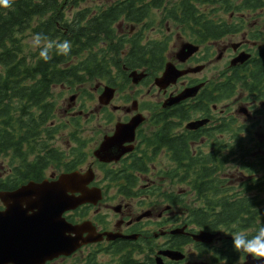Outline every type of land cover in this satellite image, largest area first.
Instances as JSON below:
<instances>
[{"label": "trees", "instance_id": "1", "mask_svg": "<svg viewBox=\"0 0 264 264\" xmlns=\"http://www.w3.org/2000/svg\"><path fill=\"white\" fill-rule=\"evenodd\" d=\"M89 1L95 0H15L11 9L0 8V156L9 157L14 171L5 181L0 178V189L16 187L26 178H38L50 164L58 165L64 158L58 148L49 147L45 140L60 127L54 125L53 87L64 84L72 88L93 78L114 86L119 79L128 80V72L133 69L144 68L149 75L147 80L162 70L168 39L142 41L143 29L150 26L148 21L156 11L161 12L163 19L178 24L179 32L188 39L205 44L236 30L232 27L236 24L229 23L222 14L231 9L244 15L264 10V0H239L240 3L236 0H114L90 6ZM214 3L219 5L213 6ZM120 20L144 24L134 36L125 38L116 33L114 26ZM35 33L53 41H71L70 54L57 55L53 50L52 59L45 63L39 59L40 49L33 50L26 43ZM121 50L125 54L123 59ZM221 82L203 90L199 101L190 105L191 113L199 111L206 115V103L220 102L239 87L248 89L255 99L264 100V47L243 64L232 67L229 76ZM153 114L151 120L158 129L147 140V147L155 155L166 149L175 165L162 170L163 174L171 181L185 183L197 203L190 206L183 203L182 198L188 192L162 194L164 200L182 204L184 221L192 226L221 230L229 235L239 230L255 234L264 224V153L257 151L256 157H248L255 145H248L252 133L247 126L237 124L233 116H224L217 123L215 120L195 130L171 135L174 125L165 112L155 110ZM173 114L185 118L188 112ZM240 132L250 134L246 142ZM191 140L200 142L194 153L188 144ZM259 146V150H264V145ZM85 156L83 152L76 165ZM148 158L145 152L141 157L133 156L129 166L109 169L105 176L119 184L122 191L129 190L134 176L146 172ZM231 158L247 174L239 189L229 187L220 177V171ZM73 161L63 163L64 168L73 169ZM230 247L234 255L232 243ZM117 250L118 247L114 249ZM223 259L226 258H220ZM124 264L137 263L127 260Z\"/></svg>", "mask_w": 264, "mask_h": 264}, {"label": "rangeland", "instance_id": "2", "mask_svg": "<svg viewBox=\"0 0 264 264\" xmlns=\"http://www.w3.org/2000/svg\"><path fill=\"white\" fill-rule=\"evenodd\" d=\"M113 1L114 0H95L94 2H87V5L90 6L94 3L103 5L105 3H111ZM235 2L240 3L239 0H236ZM218 5L219 4L214 3L213 6ZM155 13V16L150 21H148L151 23L150 26H147L145 29H143L142 41L143 43H146L148 41H165L168 39V49L165 53L164 61L174 62L171 60V55L174 50L178 48L180 43L186 40L188 42L194 41L188 39L181 31L179 32L180 26L178 24H174L169 20L163 19L161 12L159 11H156ZM222 15L223 17H225V19L229 21L241 22V13L236 11V9H231L227 13ZM242 15L243 26L240 31L234 34H229L224 38L217 40V42H206L204 46H200L198 54L201 55L205 53V46L208 47L211 54L208 58L199 59V62L191 61L188 63L190 64V66H194L197 64H201L203 66L200 71L192 72L190 74L187 73L185 75L187 76L186 80H188L190 84H194L190 82L193 78H208L211 81L220 77L221 73L227 69L228 63L230 62V59L235 53L232 50L231 44L233 42L245 40L243 36V30L248 31L247 37L250 36L249 32L254 31V29L256 28V24H253L252 22L253 20H258L259 24L257 25V28L261 27L264 24V17H260V14H257L255 11H253L251 15ZM143 24V22L139 24H134L131 22L120 20V22H117L114 26L117 29L116 33L118 35L125 38H131V36H134L136 32L139 31L140 27H143ZM260 34L264 35L263 30ZM31 38L32 37H28L27 41H30ZM247 43L251 45V42H249L248 40ZM257 43L258 47L264 46V37L262 36V39L258 40ZM28 46L31 47L29 43ZM223 46L226 47L222 49ZM111 54H113V52H111ZM124 55L125 54L123 50H121L120 57H122V59ZM101 84H107V81L101 80L99 78H93L85 81L82 85L74 86L72 88L65 86L64 84L53 87V94L51 99L55 103L54 125H59L60 127L56 129V134L53 135L51 138H48L47 136L45 138L49 147L58 148L63 153L64 158L62 159V163L69 162L73 159H68L69 156L73 157L77 155L78 159L75 160L76 162L73 163H78L82 153H87L86 157L82 158V163L79 165V167L85 170L87 168L88 163L92 161V168L96 175L95 180L100 179L104 171L102 168L99 167V163L90 155V152L101 140L104 134L111 132L113 124H115L117 120H122L125 114L123 109L114 110L108 104H106L107 106L99 105L98 95L102 87ZM150 84V80L132 83L130 79H119L118 83L114 85L116 87V94L110 99L111 104H116L120 106L129 105L132 99L136 98L139 103V111L147 117L149 115L148 111H151L155 108L158 109L160 107V101L164 97L163 94L158 93L156 87L151 86ZM95 85H98L99 87L95 88ZM72 95H74L73 98H71ZM247 95L250 94L242 91L241 87L237 88L236 93L228 96L227 99L222 100L217 104V106L213 110V115L220 116V111L225 109L230 112L228 116L235 117L237 124H240L242 122L250 123V121L252 120L259 121L261 125H259L256 129L252 130L253 142L251 143H257L260 141L262 142L264 140V100H255L254 95H252L251 98L254 99V101L256 102V109L261 110V113L258 114L256 117L251 118L249 117V113L247 111L246 113L237 111L239 105H245L244 97H246ZM145 105H149L151 109L147 110L145 108H142V106L145 107ZM210 106L211 104L209 105V107ZM81 107H83L82 110ZM184 122L185 121H182L181 126L175 127L173 129V133H182V131L184 130ZM141 129L144 135L153 134L154 131V127L151 125L150 122H144V124L141 125ZM240 135L241 137L245 136L244 140L246 142V136L250 134H244L240 132ZM199 143L200 142L198 140H194V142L191 141L188 143L189 148L193 151L199 145ZM71 148L74 150L73 153H70ZM257 151V148H255V151L252 150L248 154V157H256ZM261 151L264 153V150ZM150 159L151 160H149L147 164V170L144 175L140 176L139 182L145 183L143 182L144 180H147V182L151 180L153 184H160L161 188L159 190L157 188L154 189L151 194V200L155 202L151 203L154 204L156 208H162L165 205H171L170 208L173 211L176 209L181 210L182 208H185L182 206V204L174 205L166 202L162 196V194L164 195L166 193L171 195H177L178 192H188L187 196L186 194H184V198H182V200H184L183 203L188 206L195 205L197 203L194 200V196L189 194V187L185 183L183 184L177 181H171L166 175L163 174L162 170H166L168 167H174L175 165V163L171 160L168 154L160 153L156 155H150ZM9 160L10 159L8 156H0V177H6L8 174L14 172L11 170ZM236 165L237 163L235 159L231 158V162L229 164H226L224 168L220 171V177L224 179L223 183H226L229 187L239 189V186L246 179L247 174L245 171L241 170ZM56 168L64 170L63 165L55 167V169ZM49 171L50 169L46 170L45 174H47ZM255 174L257 176V173ZM153 184H151V186H153ZM152 188L153 187H151V189ZM103 206L100 207V210L105 213V211L101 209L104 208ZM90 215L94 216L93 211H90ZM112 217L113 215L112 213H110L109 219L111 220ZM87 254L88 251H77L72 257L68 259H61L60 261L51 264H61L63 261V264H83L84 261H82V259H84ZM97 257V260L95 261H99L100 264H118L116 262V257L112 256L110 253H99ZM187 260H189L193 264H205L207 261L210 260V258L208 259L206 256L202 257L195 251L191 250L187 255Z\"/></svg>", "mask_w": 264, "mask_h": 264}, {"label": "flooded vegetation", "instance_id": "3", "mask_svg": "<svg viewBox=\"0 0 264 264\" xmlns=\"http://www.w3.org/2000/svg\"><path fill=\"white\" fill-rule=\"evenodd\" d=\"M262 11L264 10L262 9ZM260 17H264V12L260 14ZM252 22L253 24H256V28H253L254 31L249 32V37H247L248 31L243 30V36L245 40L240 41V45L232 49L234 52L246 50L249 52L250 56H252L255 55L257 50L262 48L258 47L257 41L262 39V36L264 37V35L260 34L262 30L264 32V24L257 28V25L259 24L258 20L256 19ZM247 40L251 42V45L247 43ZM181 44L182 42L180 45ZM224 47L226 46H223L222 49H224ZM175 53L176 51L174 50V53L171 55V60L175 62L174 64L178 68L191 67L188 63L193 60V56L185 59L184 61H180L178 60V57ZM186 77L187 76L183 75L179 77L176 82L165 88H162V90L157 89L159 94L164 95L163 99L160 101L161 109L166 108L163 106V103L170 94L172 96L186 87V85L189 83V81L186 80ZM192 80L193 79H191V81ZM150 85L154 86L153 80H151ZM241 90L250 93L246 88H241ZM246 97H244V99H246L244 104L247 107L249 117H252L253 113L256 111V102L254 101L255 98L252 99L250 95H247ZM227 98L228 97L225 99ZM172 106H175L172 108L175 110L183 107L181 102H177V104L175 103L169 107ZM148 112L149 115L147 118H149L150 114H152L150 111ZM132 113L133 112H125L123 119L117 121H127ZM229 113L230 112L228 111L226 115H229ZM222 115L223 113L221 112L220 116H215L213 115V110L209 109L205 117L208 119L207 123H213ZM177 117L178 116L176 115L174 116V118ZM217 122H219V120H217L215 123ZM114 125L115 124H113V127ZM191 141L194 142V140ZM137 142L138 138L136 135L135 143L132 144L134 149L130 151L134 152ZM210 148H212V146H210ZM162 149L163 151L161 152V150H159V152L168 154L165 148ZM132 152L122 155L121 159L117 162L104 163L103 168L114 169L117 166H129L128 163L131 162V158L133 157V155H131ZM73 164H75L73 166L74 170L84 171L81 169V167L76 165V163ZM59 166H61V162L58 165L50 164L45 170H43L40 177L26 178L18 183V188L22 185L28 184L29 182H56L59 180L60 174L66 172L59 168H56L58 170L57 171L55 167ZM88 166H92V161L88 163L87 168ZM48 169H50V171L45 174V171ZM141 175H144V173L141 174V172H139L134 176V183L131 184L130 189L126 191H122V188H120L119 184L117 185V183L109 181L107 176H101L100 179L95 180V175L94 181L90 183V186L95 185L101 189L100 198L95 200L94 192L85 193L84 196L90 201H85L74 208L67 209L61 214L63 219L68 224L82 225L80 228L81 231L78 234L73 231L66 232V234L71 236H79V241H85L72 250L69 254L60 255L46 262L45 264L58 262L61 259H68L72 257L77 251H88V254L84 257V259H82V261H84L83 264H100L99 261H95L97 260L99 253H110L112 256L116 257V262L118 264H121L120 261L122 260H124L122 264H124L127 260L134 261L137 264H148V262L158 264L159 261L162 264H193L187 260V255L191 250L195 251L202 257L206 256L208 259L210 258V260L205 264H243L246 261L247 254L245 253L236 252L234 255H232L230 251L231 235L222 232L221 230L210 231L197 226H192L191 224L184 221L185 215L182 214V209H176L173 211L170 208L171 205H165L162 208H156L155 205L151 203H155L153 200H151V184H153V182H151V180L148 182L147 180H144L143 182L145 183H140L139 179ZM156 185L160 186V184H153L154 187H156ZM74 186L79 185L74 184ZM67 187H69V184L68 186H62L61 189ZM14 189L15 187H8L4 190ZM67 196L79 198L83 196V194L79 191H68ZM18 202L21 203L24 208H26L25 200L21 201L18 199ZM166 202L172 204L170 201ZM102 206L105 209H101H103L105 213L100 210V207ZM3 208L4 205L0 200V210ZM25 210L28 214H32L36 208H26ZM90 211H93L94 216L90 215ZM110 213L113 215L111 220L109 219ZM86 222H89L91 225L87 224ZM202 230L209 231L210 233H219V236L213 237L211 240L207 241L195 240L193 235L199 234V232ZM116 247H118V250L115 252L114 249ZM167 251L177 252L182 256L176 257V254L174 253H170L168 255L165 253ZM122 256H124V258H122ZM221 257H225L226 259L220 260ZM63 262L61 264H63ZM2 264L12 263L3 262Z\"/></svg>", "mask_w": 264, "mask_h": 264}, {"label": "water", "instance_id": "4", "mask_svg": "<svg viewBox=\"0 0 264 264\" xmlns=\"http://www.w3.org/2000/svg\"><path fill=\"white\" fill-rule=\"evenodd\" d=\"M198 46L185 42L178 50L177 57L184 58L194 52ZM236 61V59H234ZM199 69L191 68L178 70L173 64H165L162 75L155 78V83L159 87H165L169 82L191 70ZM134 82H137L143 73L132 71L129 74ZM196 87L185 89L180 95L169 99L170 101H178L182 97L192 95ZM192 91V92H191ZM114 89L105 86L103 92L99 96V101L108 103L112 97ZM132 108H136V101L132 102ZM142 120L140 113L135 114L129 122H117L113 134L105 135L94 151L95 156L102 161L117 160L122 153L129 150L131 145L122 146L123 142L133 139L134 129ZM205 120L191 122L188 127H194L204 123ZM87 173V174H86ZM81 174L77 171L60 174L59 180L53 183H34L29 182L22 185L14 191L0 192V198L4 202L6 208L0 210V264L3 262H11L12 264H42L46 260H50L60 254H68L85 240L79 241V236H71L66 232L81 231V224H68L61 216L62 212L67 209L76 207L77 205L90 201L84 195L91 193L92 190L86 186V182L93 177L90 170ZM69 187L61 189L66 185ZM78 184L79 186H74ZM68 191H79L83 196L73 198L67 196ZM95 200L100 197V191L94 192ZM18 199L25 200L26 208H36L32 214L26 212ZM90 224L89 222H86ZM91 225V224H90ZM219 236V233L211 234L201 231L194 234L195 240L207 241L213 237ZM91 240V239H88ZM166 254L174 253L176 257L182 255L177 252L167 251ZM179 255V256H178ZM246 257L243 264H264V261L253 260ZM158 264H162L160 261Z\"/></svg>", "mask_w": 264, "mask_h": 264}, {"label": "clouds", "instance_id": "5", "mask_svg": "<svg viewBox=\"0 0 264 264\" xmlns=\"http://www.w3.org/2000/svg\"><path fill=\"white\" fill-rule=\"evenodd\" d=\"M15 0H0V8L11 9ZM35 50L39 48V59L45 63L52 59V51L57 55L68 56L72 49L71 41L50 40L40 33L32 35L30 41H26ZM232 248L237 253H245L253 260L264 261V224H262L255 234L250 235L245 230L234 231L231 233Z\"/></svg>", "mask_w": 264, "mask_h": 264}, {"label": "bare ground", "instance_id": "6", "mask_svg": "<svg viewBox=\"0 0 264 264\" xmlns=\"http://www.w3.org/2000/svg\"><path fill=\"white\" fill-rule=\"evenodd\" d=\"M171 257V256H170ZM247 258H248V261H249V257H248V255H247Z\"/></svg>", "mask_w": 264, "mask_h": 264}]
</instances>
